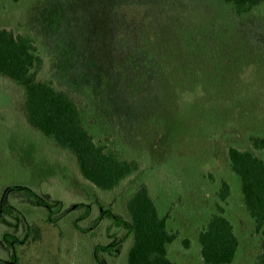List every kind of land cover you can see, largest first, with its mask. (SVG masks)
Returning <instances> with one entry per match:
<instances>
[{
  "label": "rangeland",
  "instance_id": "obj_1",
  "mask_svg": "<svg viewBox=\"0 0 264 264\" xmlns=\"http://www.w3.org/2000/svg\"><path fill=\"white\" fill-rule=\"evenodd\" d=\"M0 28L33 40L39 78L75 99L97 145L140 165L113 191L96 190L71 155L27 125L22 92L0 77V195L16 187L7 199L19 213L0 220V239L8 232L24 241L17 264H94V246L121 237L108 239L115 229L106 213L126 221L125 202L140 185L167 228L190 241L189 249L170 245L169 259L204 264L197 234L216 212L222 181L231 191L224 217L238 239L231 264L254 263L261 237L226 153L264 136V4L235 16L222 0H0ZM18 187L61 202L66 214L50 224ZM83 202L92 208L76 228ZM129 241L101 263L125 264ZM9 258L0 240V261Z\"/></svg>",
  "mask_w": 264,
  "mask_h": 264
},
{
  "label": "trees",
  "instance_id": "obj_2",
  "mask_svg": "<svg viewBox=\"0 0 264 264\" xmlns=\"http://www.w3.org/2000/svg\"><path fill=\"white\" fill-rule=\"evenodd\" d=\"M222 1L233 7L235 16L248 14L264 4V0ZM42 66L43 59L30 37L0 28V77L22 92L21 112L27 125L56 148L71 155L80 177L98 191H113L123 181L138 174V161L126 159L117 151L94 142L82 126L75 99L51 79L39 78ZM249 141L250 146L246 149L228 148L226 159L230 171L239 179L241 204L261 237V250L253 264H264V160L256 153L264 151V136H251ZM230 193L229 184L222 181L216 195V212L198 231L199 254L204 264H231L237 252L234 227L224 217ZM44 204L47 205V221L56 225L58 214L54 213L62 209L61 203L47 200ZM125 212L126 221L106 213L115 224V235L120 232L121 237L112 245L94 246L93 257L97 263H100V251L111 254L113 247L128 240L125 264H177L168 257L169 246L179 240L184 249H189L188 239H180L178 232L167 228L168 217L158 214L146 185H140L127 198ZM81 214L88 216L89 208ZM73 225L77 228V221H73ZM30 232L31 229L26 228L25 240ZM1 240L10 257L3 264H17L16 248L24 241L9 233H4Z\"/></svg>",
  "mask_w": 264,
  "mask_h": 264
},
{
  "label": "flooded vegetation",
  "instance_id": "obj_3",
  "mask_svg": "<svg viewBox=\"0 0 264 264\" xmlns=\"http://www.w3.org/2000/svg\"><path fill=\"white\" fill-rule=\"evenodd\" d=\"M11 187L12 186H8L7 187V189L8 190H6V189H4L3 190V192H2V194L0 195V220L2 221L3 219H5L4 218V216L5 215H10V216H13V218L14 219H16V217H18L19 218V213L17 214L16 212H15V209H14V211H13V206L12 205H10V203L8 202V197H9V193H10V191L11 192H15V190L17 191V189H16V187L14 188V190H12L11 189ZM18 188H20V187H18ZM19 190H21V191H23V192H26L25 194H27V196L26 197H28V199H29V202L32 204V205H34V208L33 207H31L30 205H29V207L30 208H33V209H43V211H41V213H43V215L45 216V219L47 220V205H45L44 203H47V195H42L41 193L39 194V193H37V192H35V190L34 189H29V188H25V187H23V188H20ZM16 193H18V192H16ZM4 198H6V200H4ZM50 201V200H49ZM43 203V204H42ZM61 203V202H60ZM61 206H62V203H61ZM86 206V208H89V211L91 210V208H92V205H90L89 203H85V202H83V203H81V208H82V213H83V209H84V207ZM63 209V208H62ZM62 209L60 210V212L62 213V215H61V217H63L66 213H63L62 212ZM18 211V210H17ZM36 211H38V210H36ZM14 213H16V214H14ZM21 215V214H20ZM60 217V218H61ZM87 217V216H86ZM58 218L59 217H57V221H58ZM85 218V216H82V214L80 215V216H78V218L76 219V221L77 220H82V219H84ZM109 220H111V219H109ZM74 221V220H73ZM75 221V222H76ZM3 222V221H2ZM111 223H112V227L113 228H115V224H114V222L113 221H111ZM90 228H92V227H90ZM6 233H8V232H6ZM115 231H113L111 234H109V237H108V239H115ZM9 234H11V233H9ZM25 234V233H24ZM15 238H17L18 239V237L15 235V234H12ZM1 240V239H0ZM1 242H2V240H1ZM113 243H107V244H105V245H107V246H109V245H112ZM124 244V243H123ZM21 245V244H20ZM105 245H103V246H105ZM121 246V244L119 245V247ZM118 247H113V252L111 253V254H107V253H105L104 251H100V254H99V262L100 263H97L96 261H95V259H94V257H93V255H94V251H92L91 252V254H92V259H93V262H94V264H102L101 263V261H100V257H105V260L107 261V259H108V257H110V256H117V252L119 253V251H121L120 249H121V247L120 248H118ZM101 255V256H100ZM104 259H103V264H106V261H105ZM1 263H2V261H1ZM3 264V263H2Z\"/></svg>",
  "mask_w": 264,
  "mask_h": 264
}]
</instances>
